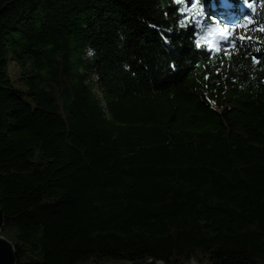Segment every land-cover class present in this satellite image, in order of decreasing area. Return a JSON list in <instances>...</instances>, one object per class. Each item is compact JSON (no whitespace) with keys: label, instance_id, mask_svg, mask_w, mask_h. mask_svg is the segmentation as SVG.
Masks as SVG:
<instances>
[{"label":"trees","instance_id":"1","mask_svg":"<svg viewBox=\"0 0 264 264\" xmlns=\"http://www.w3.org/2000/svg\"><path fill=\"white\" fill-rule=\"evenodd\" d=\"M194 2L0 0L17 264H264V0Z\"/></svg>","mask_w":264,"mask_h":264},{"label":"snow or ice","instance_id":"2","mask_svg":"<svg viewBox=\"0 0 264 264\" xmlns=\"http://www.w3.org/2000/svg\"><path fill=\"white\" fill-rule=\"evenodd\" d=\"M180 2L181 0H177V3ZM191 7L193 9L201 8L202 7L201 0H195V2L192 3ZM201 14L202 13L200 11L196 12L197 16ZM185 19L191 21L192 17H185ZM183 26L187 27L188 25L185 24ZM196 26L197 27L200 26L198 22ZM260 30L264 31V27H262ZM234 34H235V26H232V28L230 29L229 25L224 24L223 26H221L219 22H217L215 25H210L207 29V32L203 36H200V34L197 33L199 38L196 41V46L197 47L207 46L209 50L221 51L222 46L219 41H229L234 47L235 46L234 41L231 40ZM217 38H219V41L217 40ZM240 39H251V37L241 36ZM226 55H231V51L227 52ZM253 60L256 63H260V60L255 56H253Z\"/></svg>","mask_w":264,"mask_h":264},{"label":"water","instance_id":"3","mask_svg":"<svg viewBox=\"0 0 264 264\" xmlns=\"http://www.w3.org/2000/svg\"><path fill=\"white\" fill-rule=\"evenodd\" d=\"M4 221L5 216L0 207V264H17L16 247L10 239L2 234Z\"/></svg>","mask_w":264,"mask_h":264},{"label":"rangeland","instance_id":"4","mask_svg":"<svg viewBox=\"0 0 264 264\" xmlns=\"http://www.w3.org/2000/svg\"><path fill=\"white\" fill-rule=\"evenodd\" d=\"M219 24L221 26H223L224 24L229 25L230 29L232 28V26H235V33L239 34L240 36H249L252 35L253 30L254 29H248L244 24L241 23V19L240 18H233V19H228L225 16L220 17L219 19ZM217 40L219 41V38H217ZM220 43L222 41H219Z\"/></svg>","mask_w":264,"mask_h":264},{"label":"clouds","instance_id":"5","mask_svg":"<svg viewBox=\"0 0 264 264\" xmlns=\"http://www.w3.org/2000/svg\"><path fill=\"white\" fill-rule=\"evenodd\" d=\"M92 53L91 52H89V55H91Z\"/></svg>","mask_w":264,"mask_h":264}]
</instances>
